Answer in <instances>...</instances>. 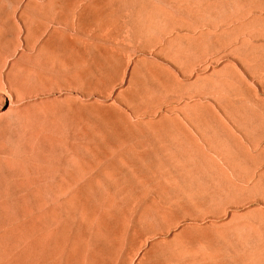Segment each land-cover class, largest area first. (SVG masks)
<instances>
[{
    "label": "rangeland",
    "instance_id": "obj_1",
    "mask_svg": "<svg viewBox=\"0 0 264 264\" xmlns=\"http://www.w3.org/2000/svg\"><path fill=\"white\" fill-rule=\"evenodd\" d=\"M66 2L0 0V264H264V0Z\"/></svg>",
    "mask_w": 264,
    "mask_h": 264
},
{
    "label": "bare ground",
    "instance_id": "obj_2",
    "mask_svg": "<svg viewBox=\"0 0 264 264\" xmlns=\"http://www.w3.org/2000/svg\"><path fill=\"white\" fill-rule=\"evenodd\" d=\"M99 1L108 2L110 0H67L66 4H67V7L70 9L71 13L73 12V13H75V14H77L79 16L82 13L83 10L91 7V5L96 4ZM162 8L160 7V9H162ZM157 9H158V7H157ZM162 10H160V11H162ZM165 10L166 9H164L163 13L166 12L165 15L167 13L170 15V11L167 10L168 11L167 12ZM70 11H68V13ZM172 15L173 14H171L170 15L171 17L169 16V18H172ZM164 16L163 15L161 16L162 19H163ZM166 17L168 18V16H166ZM173 17L175 18V16H173ZM174 18H172V20H175L176 21V19L178 17H176L175 19ZM167 20H165V24L168 23ZM178 21L179 20H177V23L176 24L173 23V24H175V26L173 25L174 27H177L176 25L180 24L181 22L184 23V24H186V21L184 22V20L182 21V19H181V22H178ZM171 22H174V21H171ZM171 24H170V28L171 27L173 28V26ZM184 24H180V26H182ZM188 25L186 27H189ZM165 27L166 26H164V31L167 28V27L166 28ZM119 28H118V30H121L122 29L121 27H119ZM136 30H137V28H136ZM136 30H135V32H137ZM166 31H167V29H166ZM168 31H170L169 28H168ZM134 34H132V35H134ZM95 40L97 41V39H95ZM96 41H95V43H96ZM179 133H181V135H180V136H182L181 139H184L185 138V142H186V139H189V136H188V134L186 132L180 130ZM191 136H192V134H191ZM187 142H188V140H187ZM190 144H191V142H190ZM192 144H193V142H192ZM249 157H251V156H249ZM86 171H87L86 168H84L82 165H80V163L77 162V160H74L72 162H69V166L66 167V168H64V171L62 173V175H63L62 176L63 185L60 187V191L64 192V191H67L69 189L71 191L69 193H75V192L81 190L82 187H83L84 182L83 181L80 182V181H81V179L83 177V173H86ZM164 175L165 174L163 173L162 176H164ZM173 177H175L174 174H167L166 175V178L167 179H170V178H173ZM166 178H165V180H166ZM174 181H175V185H173L172 183H171L172 185H170V183H169L170 186H166L164 184L163 185L160 184L161 185L160 186L161 189L158 186V188L160 189V191L158 189V193L159 192L162 193V194H158L160 196L159 201L157 199V201H153L152 203H149V204H139L138 205L137 208L140 211L141 216L144 213L148 212V211H153V212H157V213H163L164 211H167L168 212V211H170V210H172L174 208H176V209H178V208H183V209L186 208L187 209V207L193 206V204L196 205V206H200V208L202 207L201 205H203V208H204V206L207 204V197L204 196L205 194H202V193H205V191H208V189H207L208 182H206V181L205 182L204 181H194V180L192 181L191 180L192 182H195L197 184L195 186L196 187L195 190L192 189L193 185L190 184V183L189 184H185L184 183L185 185L184 186H181V188L179 190H177L180 187V183H179L180 181H177V180H174ZM191 181H189V182H191ZM177 182L179 183L178 184L179 186H176ZM166 184H168V183H166ZM156 192H154V193H156ZM170 194H176L178 196V199L175 200L177 196L174 197V198L167 197V196H170ZM183 195L185 197H187L189 200L186 199V198H184ZM179 198H180V200H179ZM138 203H139V200H138ZM140 203H141V201H140ZM193 216H194V214H193ZM197 216H198V214H197ZM133 225L135 226V223ZM163 227H161V228L159 227L158 230L159 229L164 230ZM134 229H135V231H137V229L135 227H134ZM154 232H156V229L150 230V233H154ZM46 233H47V235L53 241L57 242L59 244V246L64 251H67L68 252V256L71 259H76V257H78L77 255H80V253L82 251V246L81 245H83V242L82 241L80 242L79 235L77 234V232L73 228L68 227V226H55V227H51V228L47 229L46 230ZM79 246L81 247L80 250H78V247Z\"/></svg>",
    "mask_w": 264,
    "mask_h": 264
}]
</instances>
